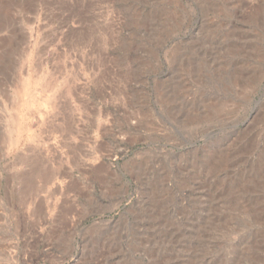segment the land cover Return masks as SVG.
Here are the masks:
<instances>
[{"label":"rangeland","instance_id":"374dc122","mask_svg":"<svg viewBox=\"0 0 264 264\" xmlns=\"http://www.w3.org/2000/svg\"><path fill=\"white\" fill-rule=\"evenodd\" d=\"M0 264H264V0H0Z\"/></svg>","mask_w":264,"mask_h":264},{"label":"bare ground","instance_id":"6f19581e","mask_svg":"<svg viewBox=\"0 0 264 264\" xmlns=\"http://www.w3.org/2000/svg\"><path fill=\"white\" fill-rule=\"evenodd\" d=\"M39 83V82H38ZM20 95H19V101H18V109H22V110H26L27 108L31 107V106H39L40 102L37 100L32 101L31 98L29 97L28 91L26 88H19L16 90ZM51 95V94H50ZM23 96H25V99H23ZM52 96V95H51ZM48 97V96H47ZM49 99V98H48ZM42 100V99H41ZM45 101V98H44ZM53 102V101H52ZM44 103V102H43ZM17 106V105H16ZM19 120H16L17 123V127L19 128ZM18 130V129H17ZM16 140V138L14 140H12V142H14ZM51 175V174H50ZM12 252V251H11ZM14 255V253L12 252V256Z\"/></svg>","mask_w":264,"mask_h":264}]
</instances>
